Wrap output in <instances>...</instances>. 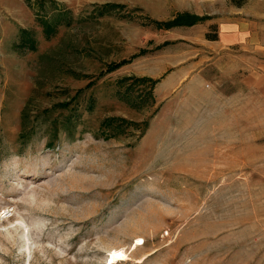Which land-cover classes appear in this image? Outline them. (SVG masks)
<instances>
[{"label": "rangeland", "instance_id": "1", "mask_svg": "<svg viewBox=\"0 0 264 264\" xmlns=\"http://www.w3.org/2000/svg\"><path fill=\"white\" fill-rule=\"evenodd\" d=\"M236 1L0 0V264H264V54L207 37L264 44Z\"/></svg>", "mask_w": 264, "mask_h": 264}, {"label": "crops", "instance_id": "2", "mask_svg": "<svg viewBox=\"0 0 264 264\" xmlns=\"http://www.w3.org/2000/svg\"><path fill=\"white\" fill-rule=\"evenodd\" d=\"M8 10L10 11V8ZM217 30V39L212 40L215 46L221 49H231L232 47L246 46L249 44L251 49L259 50L260 55L261 53L264 54V44L260 41L261 39L253 31H249L243 21L237 20L236 22L223 23ZM258 67L260 71L245 76L246 81L256 82L259 79L262 82L264 80V71H262V69L264 70V60L260 59Z\"/></svg>", "mask_w": 264, "mask_h": 264}, {"label": "trees", "instance_id": "3", "mask_svg": "<svg viewBox=\"0 0 264 264\" xmlns=\"http://www.w3.org/2000/svg\"><path fill=\"white\" fill-rule=\"evenodd\" d=\"M240 3H241V1H239V0L235 2V4H237V5H239ZM119 7H121V5L107 2V3L101 4V5H95L94 11L97 12L96 13L97 15L103 16V15L111 14V12H113L112 9L115 10L116 8H119ZM200 19H203V17H191V18H189L188 16H185L184 14H179L171 20L159 23V25H161L163 27H160V26H158V27L167 29V28H171V27H175V26H182V25L190 26V25L196 23ZM207 37H208V39H211V40L217 39V35H207ZM124 62L125 61L110 64L107 67V70L108 71L115 70ZM129 79H131L132 82H140V83L150 82L151 85H153V83H154V81H151L148 78H144V77L138 78V77H129V76L120 79L118 81V83L120 85H122L124 81L129 80ZM113 121H115V120H113ZM102 127L106 131L107 129L116 128L117 124L111 123L110 120H107V121H103Z\"/></svg>", "mask_w": 264, "mask_h": 264}]
</instances>
